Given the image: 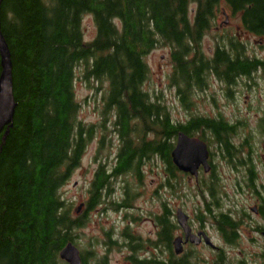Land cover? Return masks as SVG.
<instances>
[{
  "label": "trees",
  "instance_id": "obj_1",
  "mask_svg": "<svg viewBox=\"0 0 264 264\" xmlns=\"http://www.w3.org/2000/svg\"><path fill=\"white\" fill-rule=\"evenodd\" d=\"M222 3L233 16L240 15L245 32L264 37V0H3L1 30L11 54L16 109L12 127L0 135V264H67L60 254L70 243L82 264H110L109 254L117 248L127 249L128 264H246L229 259L224 250L207 262L197 251L177 257L173 242L181 227L165 201H159L161 213L152 215L155 242L142 241L127 227L122 244L107 233L102 258L91 257L100 242L87 254L79 249L86 214L100 207L103 194H114V178H132L131 185L124 179L122 201L114 202L115 210L130 209L139 195L136 188L143 185L144 167L160 159L167 177L161 178L163 185L180 197L178 178H188L172 159L180 133L209 136L222 152H230L238 128L222 115L192 112L186 123L176 122L163 95L145 90L150 77L146 59L160 46L170 50V87L183 108L196 105L212 78L229 91L264 68V61L247 55L236 36L221 40L211 56L204 54L203 40ZM85 16L96 27L91 42L84 37ZM224 16L228 18L225 11ZM77 73L100 85L104 124L112 116L110 126L120 146L111 173L105 164L96 172L87 211L74 218L73 203H67L61 190L79 168L95 131L79 119ZM205 188L202 198L217 199L216 181ZM205 199L199 222L211 218L224 243L236 245L241 223ZM145 247L152 251L147 254Z\"/></svg>",
  "mask_w": 264,
  "mask_h": 264
},
{
  "label": "rangeland",
  "instance_id": "obj_2",
  "mask_svg": "<svg viewBox=\"0 0 264 264\" xmlns=\"http://www.w3.org/2000/svg\"><path fill=\"white\" fill-rule=\"evenodd\" d=\"M224 11L227 12V19L224 16ZM82 26L85 41H93L96 37V27L93 18L85 16ZM233 36L239 38L246 45L248 48L247 55L264 61V37L259 38L245 32L242 29L240 15L233 16L227 9V6L222 3L214 26L203 40L204 54L211 56L214 48L221 40L225 37ZM146 62L150 68V77L148 83L145 85V90L153 96L163 95L176 122L186 123L192 112L208 117L222 115L229 124L235 125L238 128L233 142L236 144L245 142V148H241L243 152H250V149L246 148L249 145L254 149V153L261 157V162L264 163V68L257 71L253 75V78L242 80L237 88H232L233 91L232 89L228 91L226 86L222 85L219 80L212 78L206 93H202L201 97L196 96V105L183 108L177 98L176 92L170 87L172 63L169 48L165 46L158 47L147 57ZM80 78L81 74L77 73L75 93L77 101L81 105V110L78 114L79 119L87 127H93L95 131L94 138L87 145L79 168L72 173L71 178L61 190V194L67 203H73L74 218L82 217L84 212L87 211V203L91 198V185L96 172L100 168V165L104 164L106 166L104 170L107 172L111 171L110 169L114 164L120 146L114 129L110 126L112 116H110L107 122L109 124L107 126L104 124L102 90L97 92V88L100 85L94 82L87 83ZM103 88H105V85ZM196 97H194V101ZM196 137L198 138L199 136ZM147 140L149 139L147 138ZM203 140L208 144L212 153L215 154L213 162L218 166L217 171L214 172V178L220 182V184L218 182L217 186V199L211 201L210 199L202 198L203 190L197 186L195 178L189 174H187L188 178H178V182L181 184L178 191L180 197L172 196L161 181L162 177H166L162 160L156 159L154 163L147 162L144 167L143 185L139 190L136 188L139 195L130 209H114V204L121 202L124 198L123 182L127 177L123 176L113 179L114 194L110 197L109 194L108 196H106V193L103 194L104 198L100 207L86 214L88 216L86 217V226L79 230V235H82V237H79L81 245L79 249L85 250V254H87V252H91L92 249L90 247L94 243L100 242V245L97 246L95 253L91 257L95 259L102 258L108 249L104 246L105 242H108L106 241L108 239L107 233H111L114 239L118 240L119 244H122V233L127 227H129L132 235L141 238L142 241L151 240L155 242L158 232L153 221V216L161 213L159 201H165L168 205L173 206L174 221L178 225L177 214L181 209L188 217V227L196 230L205 228L212 243L224 250L229 259L239 258L245 261L246 264H264V258L261 257L264 250V240L255 232L258 225L261 226L263 222L251 210L257 198L246 195L240 190L236 191L235 180H233L236 178V174L231 169H227L224 165V160L219 155L217 156L222 150L209 136L204 137ZM99 150L101 151L100 153ZM258 168L260 171H263L264 165L261 167L259 163ZM261 176L264 184V173ZM131 179H127L130 185L132 184ZM209 181V176H203L201 184H204L206 187ZM135 187L133 188L135 189ZM156 192L160 194L162 200L155 198L154 194ZM262 192L264 193V190ZM204 199L208 200L210 205L212 203L217 204V206L221 207L223 213H231L238 218L237 220L241 221L240 240L236 245L228 246L224 243L216 229L215 222L211 218L206 219L205 223L199 222L197 216H201L207 206ZM81 204L83 208L78 213ZM247 215L251 219L247 218ZM246 221L249 222L247 223ZM183 232L184 230L181 227L177 231L176 237L181 236ZM145 250L148 252L147 254L152 251L148 247H145ZM194 251H197L202 260L206 262L213 259L216 255L214 250L205 245L201 247L188 246L185 249V254L190 255ZM126 255L127 249L117 248L109 254L108 261L110 264H128L125 261ZM91 262L94 261L91 260Z\"/></svg>",
  "mask_w": 264,
  "mask_h": 264
},
{
  "label": "water",
  "instance_id": "obj_3",
  "mask_svg": "<svg viewBox=\"0 0 264 264\" xmlns=\"http://www.w3.org/2000/svg\"><path fill=\"white\" fill-rule=\"evenodd\" d=\"M2 4L3 0H0V54L2 65V73L0 76V135L7 127H12L16 109L13 90V67L11 54L1 30ZM208 158L209 152L205 142L199 138H191L184 133H180L178 135L176 146L172 152V159L173 163L180 171L196 176L197 169L200 165H204L207 171ZM82 208L83 205L79 207L78 213ZM177 216L179 225L183 228L185 233V242L187 243L191 240V243H200L198 236L191 233V229L188 227V217L181 209L178 211ZM201 235L204 236L205 243L208 246L216 249L215 245L207 235L202 233L199 237ZM182 242L183 241L180 239L174 243L175 250L178 254L182 249ZM60 258L67 264H82L80 252L72 243L68 244V246L61 252Z\"/></svg>",
  "mask_w": 264,
  "mask_h": 264
},
{
  "label": "flooded vegetation",
  "instance_id": "obj_4",
  "mask_svg": "<svg viewBox=\"0 0 264 264\" xmlns=\"http://www.w3.org/2000/svg\"><path fill=\"white\" fill-rule=\"evenodd\" d=\"M200 140H202L203 142H205L203 139L199 138ZM234 137H232L230 139L231 143H230V147L229 150L230 152H222L220 151L219 154H217V156L219 155V157H221L224 160V165L227 167V169H231V171L236 174V178H229V179H233L235 180L234 184H235V189L236 191H242L244 194L246 195H250L251 197H255L257 198V200L254 203V206L251 208L252 212L254 215L259 216V218L262 219V225L259 226L255 229V232L258 233L260 235V237L264 240V193L262 192V190H264V184L262 182V176L261 174L264 173V169L263 171H260L258 166L259 163L261 165V167H263L264 163L261 162V157L258 156L257 154L254 153V149L251 148L249 145L246 148L250 149V152H243V149H241L242 147H244L245 142H241L240 144H236L233 142ZM206 143V142H205ZM215 144L219 147V145L215 142ZM207 145V149L209 152V158H208V162H207V167L208 170L206 171V168L204 165H200L199 168L197 169V175L194 176L195 178V182L197 184L198 187H200L201 190H204L205 185L201 184V179L203 178V176H209L210 177V181H216L217 182V186H218V182L219 180L214 178V172L217 171V167L216 164L213 162L214 156L215 154L212 153L211 149H209L208 144ZM245 148V147H244ZM221 149V148H220ZM240 173V174H239ZM238 174V175H237ZM232 180V181H233ZM212 184V183H211ZM220 184V182H219ZM214 206L217 204L212 203ZM236 221L240 222L239 220H237L238 218H236L235 216H233L231 213H229ZM247 218H250V216H246ZM247 223L249 221H246ZM242 225V223H241ZM243 227V226H242ZM241 229V227H240ZM191 233L195 236H198L200 243L196 244V243H191V240L188 241L187 243L185 242V233L183 232V234L181 236H178L175 238L174 242H173V252L177 257H182L185 255V249L188 246H197V247H201L202 245L208 246L205 243L204 240V236L201 235L199 237L200 234H205L208 236L207 231L205 228H200L198 230L191 228ZM182 240V249L180 251V253L178 254L175 250V246L174 243L177 240ZM197 240V239H196ZM210 247V246H209ZM216 249L211 248L212 250H214L216 253H220V251L222 250L221 248L215 246ZM262 258H264V250L262 251Z\"/></svg>",
  "mask_w": 264,
  "mask_h": 264
}]
</instances>
